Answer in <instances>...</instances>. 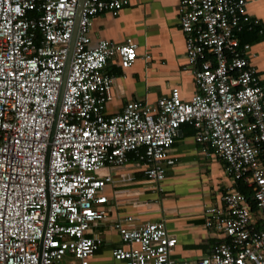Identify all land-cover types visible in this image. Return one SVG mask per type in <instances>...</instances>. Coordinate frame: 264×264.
Instances as JSON below:
<instances>
[{
    "label": "built area",
    "instance_id": "2783aa9c",
    "mask_svg": "<svg viewBox=\"0 0 264 264\" xmlns=\"http://www.w3.org/2000/svg\"><path fill=\"white\" fill-rule=\"evenodd\" d=\"M80 1L0 0V264H96L104 238L93 228L109 216V168L134 153L145 164L149 188L159 190L186 123L251 192L230 190L221 205L205 208V225L216 236L197 261L172 256L178 239L165 222L135 215L115 224L123 243L112 250L114 260L264 264V85L247 53L250 44L239 38L259 24L247 0H180L198 90L184 100L173 86L155 104L132 100L115 114L105 113L117 92L104 69L110 62L130 68L138 43L101 39L92 46L90 31L95 16L118 14L127 0H84L50 141Z\"/></svg>",
    "mask_w": 264,
    "mask_h": 264
},
{
    "label": "crops",
    "instance_id": "0c3cea01",
    "mask_svg": "<svg viewBox=\"0 0 264 264\" xmlns=\"http://www.w3.org/2000/svg\"><path fill=\"white\" fill-rule=\"evenodd\" d=\"M247 11L264 28V0H247ZM262 32L254 26L242 31L239 38L250 44L247 53L264 85ZM90 36L92 46L101 39L123 43L132 38L138 43V59L130 68L110 62L104 69L114 76L117 92L105 105L107 114L121 112L132 100L155 104L169 95L173 86L180 88L184 100H190L198 90L186 55L180 0H127L118 14L106 10L95 16ZM197 132L192 124L181 126L171 148L176 163L168 167L159 190L149 188L152 184L145 174V164L134 153L125 165L109 168L113 175L106 186L109 216L93 228V234L104 238L93 257L96 264L118 263L112 250L123 242L115 224L129 215L142 222H165L168 232L178 239L172 254L175 259L193 262L210 253L216 233L205 225V208L221 205L223 195L230 190L250 193L251 188L232 178L226 161L210 143L198 140ZM135 199L154 201L134 206Z\"/></svg>",
    "mask_w": 264,
    "mask_h": 264
},
{
    "label": "water",
    "instance_id": "95a60500",
    "mask_svg": "<svg viewBox=\"0 0 264 264\" xmlns=\"http://www.w3.org/2000/svg\"><path fill=\"white\" fill-rule=\"evenodd\" d=\"M83 3H84V0H81L78 15L76 18V24H75V28H74V32H73V37H72L71 44H70L69 54H68V58H67V63H66V67H65L63 82H62L60 96H59V102H58V106H57V114H56L54 125L52 128L50 141H52V138H53V134H54L56 123H57L58 112H59V110L61 108V104H62L63 94L65 91L67 77H68L69 68H70V64H71V59H72V55H73V51H74V46H75V41H76V37H77V32H78L80 16H81L82 8H83ZM50 151H51V146H49V148H48V158L50 155Z\"/></svg>",
    "mask_w": 264,
    "mask_h": 264
},
{
    "label": "trees",
    "instance_id": "16d2710c",
    "mask_svg": "<svg viewBox=\"0 0 264 264\" xmlns=\"http://www.w3.org/2000/svg\"><path fill=\"white\" fill-rule=\"evenodd\" d=\"M253 28H254V27H253ZM255 28H257L258 31H261V30H262V31L264 32V28L261 26L260 23L257 24V25H255ZM263 32H262V33H263Z\"/></svg>",
    "mask_w": 264,
    "mask_h": 264
}]
</instances>
